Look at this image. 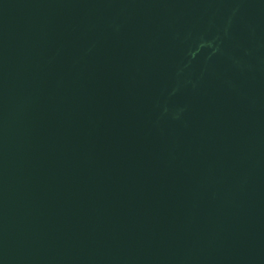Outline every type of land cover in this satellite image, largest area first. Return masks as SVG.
<instances>
[{"label": "water", "instance_id": "95a60500", "mask_svg": "<svg viewBox=\"0 0 264 264\" xmlns=\"http://www.w3.org/2000/svg\"><path fill=\"white\" fill-rule=\"evenodd\" d=\"M0 264H264V0H0Z\"/></svg>", "mask_w": 264, "mask_h": 264}]
</instances>
